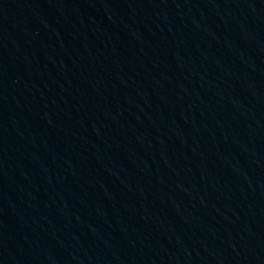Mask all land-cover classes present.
Returning a JSON list of instances; mask_svg holds the SVG:
<instances>
[{
	"label": "water",
	"instance_id": "obj_1",
	"mask_svg": "<svg viewBox=\"0 0 264 264\" xmlns=\"http://www.w3.org/2000/svg\"><path fill=\"white\" fill-rule=\"evenodd\" d=\"M0 264H264V0H0Z\"/></svg>",
	"mask_w": 264,
	"mask_h": 264
}]
</instances>
